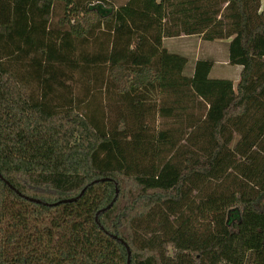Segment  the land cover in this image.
<instances>
[{"label":"trees","instance_id":"trees-1","mask_svg":"<svg viewBox=\"0 0 264 264\" xmlns=\"http://www.w3.org/2000/svg\"><path fill=\"white\" fill-rule=\"evenodd\" d=\"M0 174V264H264V0H0Z\"/></svg>","mask_w":264,"mask_h":264},{"label":"rangeland","instance_id":"rangeland-1","mask_svg":"<svg viewBox=\"0 0 264 264\" xmlns=\"http://www.w3.org/2000/svg\"><path fill=\"white\" fill-rule=\"evenodd\" d=\"M129 1L130 0H109V2H111L115 6L116 10H119L123 6L129 4ZM36 14V12L31 13L30 11V13L28 14L30 16H28V18L34 17ZM36 18L38 17L36 16ZM120 19L122 20V18H117L118 21H121ZM142 26L147 25L142 24ZM130 29L131 28L128 26L126 27L124 32L128 37L132 36ZM121 32L122 31H118L117 34H120ZM119 38L120 40H123L122 37ZM162 44L163 46H165V48H167L169 52L181 54L187 58L188 63L185 72L188 75H191L193 73V69L197 60L210 59L214 61L211 77H226L235 80L236 68L233 66L235 64L231 63L228 58L229 39H216L213 41H205L204 39L200 38L199 35H193L190 37H169L166 38L164 41L162 39ZM225 62L228 63L226 64Z\"/></svg>","mask_w":264,"mask_h":264},{"label":"crops","instance_id":"crops-1","mask_svg":"<svg viewBox=\"0 0 264 264\" xmlns=\"http://www.w3.org/2000/svg\"><path fill=\"white\" fill-rule=\"evenodd\" d=\"M151 31H148V33H146V35L147 36H150L151 34ZM197 35V34H196ZM182 36H188V37H190V36H193V35H182ZM182 36H179V37H182ZM198 36V35H197ZM200 36V35H199ZM166 38H169V37H163L162 39H163V41L166 39ZM170 38H174V37H170ZM200 38H202L201 36H200ZM203 39V38H202ZM206 41V40H205ZM230 41H231V38H229V43H230ZM228 46H229V44H228ZM229 50V49H228ZM228 58H229V55H228ZM226 64L228 63V62H225ZM235 68H236V77H235V80H233V79H231L232 81H233V83H234V87H236V85H237V83L239 82V80H240V73H241V70H242V66L241 65H238V64H235V65H233ZM213 69V68H212ZM211 69V72H210V77H211V74H212V70ZM213 78H224V77H213ZM226 78V77H225ZM228 79H230V78H228Z\"/></svg>","mask_w":264,"mask_h":264},{"label":"water","instance_id":"water-1","mask_svg":"<svg viewBox=\"0 0 264 264\" xmlns=\"http://www.w3.org/2000/svg\"><path fill=\"white\" fill-rule=\"evenodd\" d=\"M0 176H1V174H0ZM8 184H9V182H7ZM10 186H12V185H10ZM117 192H118V190H117ZM82 193V192H81ZM31 200H36V201H40V200H38V199H34V198H30ZM77 198L76 197H72V198H67V199H63V200H61L60 202H69V201H74V200H76ZM116 199V197L114 198V200ZM110 206V205H109ZM108 206V207H109ZM104 209H106V208H104ZM98 214H99V212H97V216H98ZM97 216H96V218H97ZM127 248H128V264H130V255H131V251H130V249H129V247L127 246Z\"/></svg>","mask_w":264,"mask_h":264}]
</instances>
